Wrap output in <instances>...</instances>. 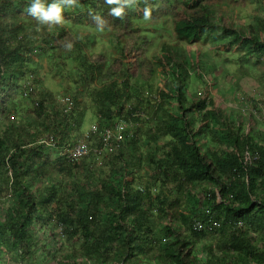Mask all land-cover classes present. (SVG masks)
Segmentation results:
<instances>
[{
  "label": "trees",
  "instance_id": "16d2710c",
  "mask_svg": "<svg viewBox=\"0 0 264 264\" xmlns=\"http://www.w3.org/2000/svg\"><path fill=\"white\" fill-rule=\"evenodd\" d=\"M232 1L139 0L117 20L104 0H81L65 11L69 25L49 31L24 11L27 0H0V264H264V89L222 107L211 92L220 77L209 76L219 66L204 61L210 47L236 48L240 78L253 77L246 62L264 64V16H244ZM146 6L151 29L175 39L148 60L136 23ZM90 12L109 21L119 68V58L88 53L99 36ZM59 57L74 64L78 84L101 83L88 94L97 130L80 131L84 89L65 111L39 86L40 59ZM263 77L264 67L254 78ZM122 120L123 139L106 142L103 131ZM81 140L87 155L63 153ZM144 164L150 181L139 186Z\"/></svg>",
  "mask_w": 264,
  "mask_h": 264
},
{
  "label": "rangeland",
  "instance_id": "374dc122",
  "mask_svg": "<svg viewBox=\"0 0 264 264\" xmlns=\"http://www.w3.org/2000/svg\"><path fill=\"white\" fill-rule=\"evenodd\" d=\"M231 3H233L235 6L239 8H242V13L244 16L245 15L247 16V14H251V13H258L264 16V0L262 4L251 2V0H235L232 1ZM244 16H242V18H239L238 21L245 22L247 17ZM136 20H137L136 23L139 24L141 27H143L142 32L141 33L139 32L140 35L139 43L144 46L143 56L147 60L152 57L155 50L156 51L158 50L160 41L162 39L166 40L167 38L170 42L175 41L174 33L172 29H166L161 25H159L160 28L159 31H154L151 29L152 28L151 24H153L152 20L154 19L151 18L150 20L145 21L143 18H140ZM69 24L70 23H68L65 20V25H69ZM147 26L148 28H145ZM77 28L78 26L74 25V30H76ZM107 30L109 29L106 28L103 32L97 31L98 32L97 34L99 35L97 42L94 46L88 49V53L91 55V58L95 61L101 60V58H103L102 54L106 60H109L110 63H113L116 58H119V60L115 62V67L119 68L122 64L121 61L122 58L120 57L118 50H116L114 45L110 42L111 38L106 37L105 32ZM144 36H146V38ZM206 45L207 43H205V46ZM236 51H237L236 48H232L231 52L226 53V52L217 51L212 47L208 48L206 51L208 58L204 59V61H208V59H211L214 61L213 63L216 66H219L217 71H215L213 75L210 74L209 76L220 77L218 78V82H212L213 88L211 92L213 94L217 92V103L222 107H225L227 103H230L228 99L231 100V104L233 106H239L240 104L238 102V99H241L242 96H247V94L250 93L252 95L260 96V93H262V90L264 89V77L261 78L260 82L259 81L256 82L254 78L259 76V72L264 67V64H261L259 66L257 65L255 70H253L252 63L246 62L245 66L248 68L249 71L252 72L253 77L240 78L238 76L239 64L236 60L237 58ZM55 55H57V53H55ZM40 60L44 68L40 70V76L43 80L42 83H39L40 87H46L48 89L53 90L55 92L56 97L60 95L73 96V94L75 93L78 87H81V89L85 90V91L82 90L81 92L76 91L78 92L79 94L78 96L81 100V102L78 104L77 107H81L82 109H84V111L80 110L82 111L81 113L83 114L82 121L80 120L83 123L80 131L84 132L85 134H87L89 131H92V129L98 125V118H97V114H95L96 107L92 103L91 97L88 94L90 92L91 87L96 85L99 86L101 83L99 81H96V83H92L90 86H86V87L82 86L81 84H78L76 80L77 81L80 80L81 76L77 74V70L73 68L74 64L70 63V60L68 61V63H66V66H64L63 63L60 64V61L64 60L63 58L61 59V57L55 58V62H53L54 60H52L54 64L57 63L56 65H53L52 62L49 63L46 58H42ZM123 62H125V59H123ZM145 68L146 65L142 67V69ZM221 69L225 71L228 70L229 73L226 74V72H223V70L220 72ZM159 75H160L159 72H157L156 74H153L152 78L150 79L155 90L157 89V86L158 87L160 86L161 83L159 81L160 79L157 77ZM155 78L157 80H155ZM192 83H194V80L192 81ZM195 87L191 86L189 88V94L192 93L194 94ZM78 135L81 136L80 133ZM150 174H151V170L147 168L145 164L140 166L138 168V175L135 183L139 186H143L145 183H148L150 181ZM0 212L4 213V211H0Z\"/></svg>",
  "mask_w": 264,
  "mask_h": 264
},
{
  "label": "clouds",
  "instance_id": "9594fccd",
  "mask_svg": "<svg viewBox=\"0 0 264 264\" xmlns=\"http://www.w3.org/2000/svg\"><path fill=\"white\" fill-rule=\"evenodd\" d=\"M104 3L108 6L109 16L117 20H123L127 11L135 8L139 0H104ZM80 7L81 0H27V7L24 11L37 22L38 27H46L51 31L55 27L64 26L66 10L70 11ZM90 15L98 32H103L109 25V21L105 17L91 12ZM142 16L145 21L150 20L152 9L146 6L142 10ZM64 47L66 50L71 51L73 44L68 42Z\"/></svg>",
  "mask_w": 264,
  "mask_h": 264
},
{
  "label": "built area",
  "instance_id": "2783aa9c",
  "mask_svg": "<svg viewBox=\"0 0 264 264\" xmlns=\"http://www.w3.org/2000/svg\"><path fill=\"white\" fill-rule=\"evenodd\" d=\"M28 84L30 85V88L32 89L33 83L31 82V80L28 81ZM59 101L64 105L65 111H70L74 105L72 98H70L69 96H60ZM260 104L262 106L261 114L262 116H264V106L262 105V103ZM126 127H127V122L125 120H122L116 125L114 129H108V128L105 129V131H103V135L105 136V141L108 142L110 138L113 136L117 137L118 140L123 139L121 131L124 130ZM93 130H97V126H95ZM63 153L69 155L72 158L78 159L89 153V147L85 140H81L78 143L74 144L73 146L65 147ZM192 225H193L194 230L200 231V230H203V228H205V224H203L202 221L197 220V219L193 221ZM218 225L219 223L213 219L210 222V224L207 225L206 227L209 230H213L214 227ZM239 225L242 226L243 224L240 223Z\"/></svg>",
  "mask_w": 264,
  "mask_h": 264
}]
</instances>
